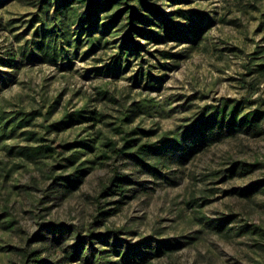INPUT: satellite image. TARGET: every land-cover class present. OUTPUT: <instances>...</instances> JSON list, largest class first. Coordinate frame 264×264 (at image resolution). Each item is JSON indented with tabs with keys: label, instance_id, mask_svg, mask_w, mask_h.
<instances>
[{
	"label": "rangeland",
	"instance_id": "obj_1",
	"mask_svg": "<svg viewBox=\"0 0 264 264\" xmlns=\"http://www.w3.org/2000/svg\"><path fill=\"white\" fill-rule=\"evenodd\" d=\"M50 2L0 0V264H264V0Z\"/></svg>",
	"mask_w": 264,
	"mask_h": 264
},
{
	"label": "trees",
	"instance_id": "obj_2",
	"mask_svg": "<svg viewBox=\"0 0 264 264\" xmlns=\"http://www.w3.org/2000/svg\"><path fill=\"white\" fill-rule=\"evenodd\" d=\"M58 3H56V13L61 12H67V13H74L75 15L78 14V6L77 4H83L86 8V13L83 14L81 12L79 15L81 16H95L97 18V14L100 12L108 13L106 14L107 17H113L114 19L119 18L120 20L124 17V19L127 20V34H140L144 35L146 34L144 31L138 30L134 25L135 23H138L139 21H142L143 16L139 14L138 11L143 10L146 11L148 9V12H153L154 10L152 8H149L146 4V0H56ZM72 1V2H71ZM50 0H38V5L41 7V10L45 13L48 11L50 6ZM137 4V6H136ZM180 17L187 18L182 11H179ZM163 27L166 30V33L169 31V29L166 27L165 24H163ZM197 31H194L193 34L195 35ZM150 37H154L153 35H150ZM155 38V37H154ZM234 108L235 106H232L228 110V119L226 124H231L234 121ZM77 112L71 113L69 117L76 115ZM225 105L221 107L214 106L213 111V118L216 122L218 119L220 122L224 121L225 117ZM264 115V113H263ZM264 119V116H263ZM189 132H184L183 137H185ZM137 142V140H125L124 145L120 149H116L115 152L119 153L125 149H128L132 146H135L136 144L134 142ZM169 142L168 138H161L159 140H156L154 142L150 143H141L138 144L135 148V153L137 154H149L154 151L159 150L164 144ZM134 143V144H133ZM41 149V148H39ZM45 149H48L46 146ZM125 181V178L117 173H113L112 176L109 178L108 183L103 187L102 192L100 195H104L105 191H109L113 187H120L121 184H123ZM34 264H53L51 262H46L43 259L35 258L33 260Z\"/></svg>",
	"mask_w": 264,
	"mask_h": 264
}]
</instances>
